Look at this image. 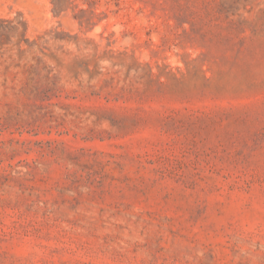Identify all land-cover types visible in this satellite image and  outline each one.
Wrapping results in <instances>:
<instances>
[{
    "label": "rangeland",
    "instance_id": "1",
    "mask_svg": "<svg viewBox=\"0 0 264 264\" xmlns=\"http://www.w3.org/2000/svg\"><path fill=\"white\" fill-rule=\"evenodd\" d=\"M0 264H264V0H0Z\"/></svg>",
    "mask_w": 264,
    "mask_h": 264
}]
</instances>
